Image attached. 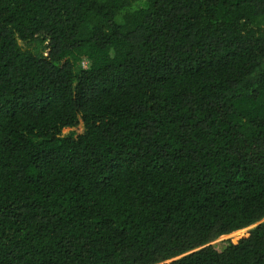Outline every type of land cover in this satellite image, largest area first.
<instances>
[{"label": "trees", "instance_id": "obj_1", "mask_svg": "<svg viewBox=\"0 0 264 264\" xmlns=\"http://www.w3.org/2000/svg\"><path fill=\"white\" fill-rule=\"evenodd\" d=\"M263 220L264 0H0V264H264L216 242Z\"/></svg>", "mask_w": 264, "mask_h": 264}, {"label": "rangeland", "instance_id": "obj_2", "mask_svg": "<svg viewBox=\"0 0 264 264\" xmlns=\"http://www.w3.org/2000/svg\"><path fill=\"white\" fill-rule=\"evenodd\" d=\"M85 67L87 66V63H84ZM72 132H76V134H81L83 132V125L80 124L78 127H75V128H70V129H65L63 131V134L64 135H69L70 133ZM253 229L252 226L248 227V228H245V229H242L244 230L242 233H232V234H229V235H226V236H222L221 238H219L216 242H220V241H224V240H227V239H231V238H234V239H241V238H244V237H247L249 232ZM240 231V230H239Z\"/></svg>", "mask_w": 264, "mask_h": 264}, {"label": "water", "instance_id": "obj_3", "mask_svg": "<svg viewBox=\"0 0 264 264\" xmlns=\"http://www.w3.org/2000/svg\"><path fill=\"white\" fill-rule=\"evenodd\" d=\"M264 222V220L263 221H261V222H259V223H257V224H255V225H253L252 227H253V229L255 228V227H257L258 225H260L261 223H263Z\"/></svg>", "mask_w": 264, "mask_h": 264}]
</instances>
